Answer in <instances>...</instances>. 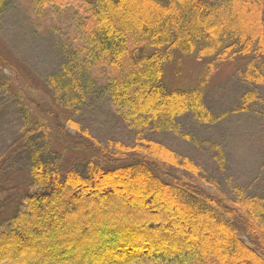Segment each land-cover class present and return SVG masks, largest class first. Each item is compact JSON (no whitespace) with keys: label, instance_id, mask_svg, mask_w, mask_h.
I'll use <instances>...</instances> for the list:
<instances>
[{"label":"trees","instance_id":"1","mask_svg":"<svg viewBox=\"0 0 264 264\" xmlns=\"http://www.w3.org/2000/svg\"><path fill=\"white\" fill-rule=\"evenodd\" d=\"M75 1L32 2L58 11ZM7 3L0 0V13ZM83 9L77 49L69 47L67 62L47 78L45 117L4 85L32 151L30 189L0 227V264H264V198L238 186L223 192L190 156L145 135L176 131L188 114L211 123L205 85L225 64L264 86V0H98ZM182 56L200 62L203 74L196 85L172 87L166 70ZM93 67L134 141H100L66 117L68 130L85 139L77 147L85 161L62 172L40 157L57 152L39 139L57 105L73 111ZM257 97L248 90L242 104Z\"/></svg>","mask_w":264,"mask_h":264},{"label":"rangeland","instance_id":"2","mask_svg":"<svg viewBox=\"0 0 264 264\" xmlns=\"http://www.w3.org/2000/svg\"><path fill=\"white\" fill-rule=\"evenodd\" d=\"M32 1L8 0L6 10L0 13V227H6L12 214L22 208V198L30 189L32 151L23 139L18 106L9 100L4 85H10L8 91L17 90L34 114H46L47 97L51 95L47 78L67 62V49H77V19L85 12L87 1L92 6L98 2L77 0L68 9L43 11ZM89 70L91 76L82 82L81 96L73 100V111H62L57 105L60 111H51L46 119L47 138L39 139L57 152L40 157L62 172L81 169L85 161L84 152L77 148L85 139L68 130L62 122L66 117L78 121L100 141H134V131L110 105L107 78L99 75L95 67ZM202 74L200 62L182 56L168 65L166 81L172 87H190L198 83ZM66 78L70 80V74ZM248 90L258 97L245 105L242 96ZM204 101L213 114L211 123L200 124L188 114L178 119L176 131L146 130L145 135L190 156L223 192L231 194L238 186L264 198V86L249 84L228 63L208 77Z\"/></svg>","mask_w":264,"mask_h":264}]
</instances>
